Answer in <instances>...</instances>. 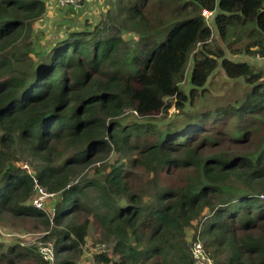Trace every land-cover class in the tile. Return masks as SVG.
I'll return each mask as SVG.
<instances>
[{
	"label": "trees",
	"instance_id": "obj_1",
	"mask_svg": "<svg viewBox=\"0 0 264 264\" xmlns=\"http://www.w3.org/2000/svg\"><path fill=\"white\" fill-rule=\"evenodd\" d=\"M105 1L103 21L43 44L45 0H0V224L42 229L54 264L92 228L113 245L97 264H193L195 241L214 264H264V73L210 46L213 28L264 55V0ZM218 67L247 89L198 106ZM34 250L0 246V264H48Z\"/></svg>",
	"mask_w": 264,
	"mask_h": 264
},
{
	"label": "rangeland",
	"instance_id": "obj_2",
	"mask_svg": "<svg viewBox=\"0 0 264 264\" xmlns=\"http://www.w3.org/2000/svg\"><path fill=\"white\" fill-rule=\"evenodd\" d=\"M47 6L46 14L39 19L33 27L32 35L38 34L42 38V43L46 44L53 37V35L58 32L59 29H65L70 26L82 27L83 21L87 20L92 26L101 22L105 18V12L107 8V2L105 0H95L93 3L88 5L83 10H78L76 13H69L61 11L55 7L53 0H45ZM75 12V11H74ZM65 14L71 15L70 18L65 17ZM211 18L208 19V23ZM210 24V23H209ZM213 30V41L210 44L212 47H218L223 49L225 56L236 62H245L251 65L253 71H261L264 73V59L260 57L264 56L257 52L256 47H250V55L245 54L243 51L244 47L251 42H247L244 38L228 46L222 43L217 32ZM256 34H260L258 30L255 31ZM125 39L129 38V34L125 33ZM261 37V36H260ZM264 45V40L261 41ZM234 49H236V54H234ZM260 56V57H258ZM191 59V58H190ZM192 63H188L186 66L185 76L183 82L180 84V89L185 91L187 94L191 89L189 80L191 75ZM208 83L204 87L205 93H203L202 98H197L195 104L198 106L212 108L216 105H221L222 103L234 102L235 100L242 97L247 87L241 80H228L224 75L221 68H217L210 76L207 81ZM167 119L161 124H165L167 121L172 120L178 113V110L172 106L169 111ZM113 159L116 155L113 154ZM24 167V166H23ZM91 175V174H90ZM35 198V195H34ZM33 198V199H34ZM59 199L56 196H51L44 200V204L41 209L52 213L53 204L57 203ZM32 202V201H31ZM19 224V223H18ZM20 225V224H19ZM37 227V226H36ZM35 227L30 226L18 227L14 224H0V246L2 249H7L8 247H17L18 251L23 252L25 249L34 251H39L48 260V264H54V258L52 257V241L44 242L41 237L45 234L42 229H34ZM112 243L105 241L101 236L99 230L92 228L89 231L85 243L80 247V252L76 256L75 264H97L95 262V255L106 254L108 257H113L112 254ZM44 248H47L45 251ZM43 251V252H42ZM43 257V256H42ZM44 259V258H43ZM28 264H33L32 257L26 260Z\"/></svg>",
	"mask_w": 264,
	"mask_h": 264
},
{
	"label": "built area",
	"instance_id": "obj_3",
	"mask_svg": "<svg viewBox=\"0 0 264 264\" xmlns=\"http://www.w3.org/2000/svg\"><path fill=\"white\" fill-rule=\"evenodd\" d=\"M53 2L55 7L59 9H70L73 11H78L86 7L87 5L93 3L94 0H53ZM203 16L206 19H210L212 17V14L209 11H204ZM24 168L29 170L27 165H24ZM33 190L35 193V198L32 200L31 205L35 209H41L44 204V200L51 197V194L47 193V191H45V189L42 188V186L39 184L37 179H33ZM46 249L47 248H44L43 251H45ZM191 253H192L193 264H214L213 259L204 250L202 244L199 241H195L192 243ZM43 258L45 260H48L45 256Z\"/></svg>",
	"mask_w": 264,
	"mask_h": 264
}]
</instances>
